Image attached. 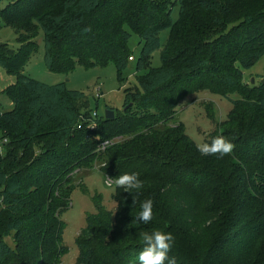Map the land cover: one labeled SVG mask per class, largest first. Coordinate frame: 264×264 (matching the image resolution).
Returning a JSON list of instances; mask_svg holds the SVG:
<instances>
[{"label": "trees", "instance_id": "obj_1", "mask_svg": "<svg viewBox=\"0 0 264 264\" xmlns=\"http://www.w3.org/2000/svg\"><path fill=\"white\" fill-rule=\"evenodd\" d=\"M0 17L20 43L0 44V65L15 77L5 89L12 107L0 109V264H61L74 176L98 162L106 176L135 172L141 183L117 186L114 210L92 197L75 264H133L154 230L171 233L176 264H264V83L243 73L264 56V0H15ZM40 33L51 72L113 62L119 81L135 58L132 33L139 37L137 83L113 119L82 113L84 93L65 82L24 73ZM202 91L232 103L208 140H229L223 155L200 153L184 125H172L180 103ZM105 140L116 143L101 151ZM146 199L145 222L137 214Z\"/></svg>", "mask_w": 264, "mask_h": 264}, {"label": "rangeland", "instance_id": "obj_2", "mask_svg": "<svg viewBox=\"0 0 264 264\" xmlns=\"http://www.w3.org/2000/svg\"><path fill=\"white\" fill-rule=\"evenodd\" d=\"M15 0H0V8ZM175 3L177 0H171ZM179 5L174 6L172 18L178 17ZM39 31H37L38 33ZM169 29L161 32L160 39L164 46L168 36ZM25 34H21L23 38ZM38 48L28 60L24 73L30 77L49 85L65 82L69 89L78 90L84 93V96L77 102L82 113L97 112L99 116L104 115L107 109H113L115 113L123 109L124 89L137 83L135 76V60L140 50L139 37L132 33L129 46L135 52L134 60H131L130 67L123 72L124 80L117 78L116 67L113 62L104 67H95L85 69L82 66H76L75 69L67 74L51 72L45 64L44 39L40 33L36 40ZM17 49L20 46L18 35L15 30L5 25L0 17V44ZM161 49L157 50L151 57V66H159ZM145 72V71H144ZM244 80L255 83L262 80L264 74V56L251 68L244 69ZM143 74V73H142ZM15 83V77L6 72L0 65V109L9 110L12 101L5 93V89ZM231 99H237V93L229 94ZM232 109V103L227 97L213 94L209 91H202L190 96L180 103L175 121L173 124L182 123L185 133L195 144L208 143L212 133L217 130L218 124L226 120L227 114ZM120 140V139H119ZM102 162L96 164V169L85 170L74 176V189L71 194V205L61 215L65 222L63 234V245L68 247L69 251L62 257L61 264H75L79 249L76 239L80 231L86 225V215L95 213L96 208L92 200L95 194H100L103 198V204L114 210L116 202L112 199L117 186H107L105 183L106 175L99 169ZM87 188L84 192L81 186Z\"/></svg>", "mask_w": 264, "mask_h": 264}, {"label": "clouds", "instance_id": "obj_3", "mask_svg": "<svg viewBox=\"0 0 264 264\" xmlns=\"http://www.w3.org/2000/svg\"><path fill=\"white\" fill-rule=\"evenodd\" d=\"M198 151L202 154L219 153L223 155L232 150L233 144L222 135H217L211 139V143H200L196 145ZM114 183L117 186H124L126 189H136L140 185V180L135 172H125L115 177ZM151 199L143 200L140 204L138 219L148 221L152 217ZM143 247L138 251L133 264H176V259L168 255V249L172 240L171 233L154 230L150 233L145 232L142 236Z\"/></svg>", "mask_w": 264, "mask_h": 264}, {"label": "built area", "instance_id": "obj_4", "mask_svg": "<svg viewBox=\"0 0 264 264\" xmlns=\"http://www.w3.org/2000/svg\"><path fill=\"white\" fill-rule=\"evenodd\" d=\"M133 58L130 57V60H132ZM94 115H96V113H94ZM116 143V140H105L101 143L100 145V150L101 151H104L106 150L107 148H109L110 146L114 145ZM105 183L107 186H117L115 183H114V179L110 176H106V180H105Z\"/></svg>", "mask_w": 264, "mask_h": 264}, {"label": "water", "instance_id": "obj_5", "mask_svg": "<svg viewBox=\"0 0 264 264\" xmlns=\"http://www.w3.org/2000/svg\"><path fill=\"white\" fill-rule=\"evenodd\" d=\"M262 82L264 83V79H262ZM251 83H253V84L255 83L254 79H252V82ZM114 116H115V111L113 109H107L105 111V117L107 119H113Z\"/></svg>", "mask_w": 264, "mask_h": 264}, {"label": "crops", "instance_id": "obj_6", "mask_svg": "<svg viewBox=\"0 0 264 264\" xmlns=\"http://www.w3.org/2000/svg\"><path fill=\"white\" fill-rule=\"evenodd\" d=\"M10 106L12 107V104Z\"/></svg>", "mask_w": 264, "mask_h": 264}]
</instances>
